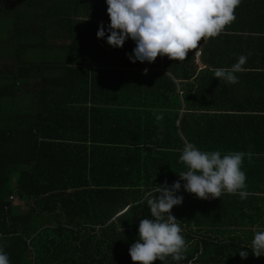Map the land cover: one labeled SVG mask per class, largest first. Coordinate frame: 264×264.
I'll list each match as a JSON object with an SVG mask.
<instances>
[{"label": "trees", "instance_id": "trees-1", "mask_svg": "<svg viewBox=\"0 0 264 264\" xmlns=\"http://www.w3.org/2000/svg\"><path fill=\"white\" fill-rule=\"evenodd\" d=\"M107 9L0 3V247L10 264H136L130 247L152 218L145 196L178 180L184 200L172 215L186 258L153 264H264L251 252L264 232V0H241L236 19L185 60L153 63H132L131 38L107 43ZM239 55L248 59L238 83L215 78ZM186 143L222 158L253 153L241 165L247 198L185 191Z\"/></svg>", "mask_w": 264, "mask_h": 264}, {"label": "clouds", "instance_id": "clouds-1", "mask_svg": "<svg viewBox=\"0 0 264 264\" xmlns=\"http://www.w3.org/2000/svg\"><path fill=\"white\" fill-rule=\"evenodd\" d=\"M110 24L107 43L113 48H123L131 38L136 47L128 58L132 63H153L158 56H167L173 61L185 60L190 50L196 49L202 39L218 36L236 19L235 9L241 0H106ZM98 38H105L101 23ZM247 56L239 55L237 62L228 69H216L215 78L227 84H236L238 72L245 71ZM144 75L148 69H144ZM157 123L163 120L162 113H154ZM251 152H230L221 157L220 151H201L192 143H186L179 162L186 171L177 173L186 183L183 188L200 199L220 198L222 192L238 194L247 198L246 173L241 170L244 157L251 162ZM180 181L171 186L165 182L154 194H146L151 219H142L139 238L132 244L129 254L136 264H153L171 256L174 261L185 259L186 241L181 235L177 218L172 215L174 206L181 205L184 197L177 195ZM252 253L259 258L264 255V232H256L251 242ZM242 259L248 252L240 251ZM0 264H10L8 255L0 247Z\"/></svg>", "mask_w": 264, "mask_h": 264}, {"label": "crops", "instance_id": "crops-1", "mask_svg": "<svg viewBox=\"0 0 264 264\" xmlns=\"http://www.w3.org/2000/svg\"><path fill=\"white\" fill-rule=\"evenodd\" d=\"M0 3H2V0H0ZM0 36H1V35H0ZM3 63H4V60H3V58L0 57V66H2ZM3 84H4V83L1 82V83H0V86H2Z\"/></svg>", "mask_w": 264, "mask_h": 264}, {"label": "rangeland", "instance_id": "rangeland-1", "mask_svg": "<svg viewBox=\"0 0 264 264\" xmlns=\"http://www.w3.org/2000/svg\"><path fill=\"white\" fill-rule=\"evenodd\" d=\"M13 204H19L20 206L23 205L22 203L18 202L17 200H13ZM24 209H25V207L22 206V210H24Z\"/></svg>", "mask_w": 264, "mask_h": 264}]
</instances>
